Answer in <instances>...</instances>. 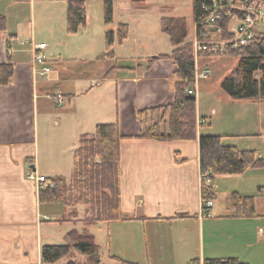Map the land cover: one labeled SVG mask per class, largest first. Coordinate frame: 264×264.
<instances>
[{"label":"crops","instance_id":"0c3cea01","mask_svg":"<svg viewBox=\"0 0 264 264\" xmlns=\"http://www.w3.org/2000/svg\"><path fill=\"white\" fill-rule=\"evenodd\" d=\"M124 8L127 12L145 10ZM0 15L6 17V30L0 34V65H13L10 83L0 85V264H42V247L67 243V233L73 229L94 237L87 230L92 224L83 221L84 209L79 212L77 206L41 203L39 192L44 184L29 175L62 176L69 182L79 137L93 133L98 124L115 122L121 135L126 136L120 143L119 181L120 212L126 219L95 223L108 227L112 248L126 242L138 262L188 264L199 260L202 264L207 258H236L245 264H264V192H258L259 187H264V175L260 176L264 169L215 177L216 199L210 216L201 215L200 135L228 137L227 142L223 138L224 144L253 150L258 156L264 154L254 145L239 143L237 137L242 134L228 133L216 125L224 115L219 103L233 99L215 96L209 111H201L196 103L194 140L161 142L138 138L143 128L138 112L173 102L176 69L167 59L148 65L150 57L123 52L131 35L133 48H140L144 39H150L143 30L135 36L130 21H122L119 24H127L129 33L122 43L115 39L113 57L106 58L105 50L90 60L49 56L50 74L38 79L41 76L33 65L32 39L22 35L21 23L18 29H12L7 13ZM109 30L117 31L106 32ZM192 38L187 36V41ZM211 65L196 64L195 96L200 91L199 78L207 77ZM206 90L211 96L221 95L218 90ZM57 92L64 96L63 105L54 100ZM200 118H206L204 124H200ZM227 177L239 183L222 182ZM233 192L254 197L255 217L233 215L228 205ZM221 200L223 206L219 204ZM76 223L82 227L77 229ZM57 237L64 243H56Z\"/></svg>","mask_w":264,"mask_h":264},{"label":"trees","instance_id":"16d2710c","mask_svg":"<svg viewBox=\"0 0 264 264\" xmlns=\"http://www.w3.org/2000/svg\"><path fill=\"white\" fill-rule=\"evenodd\" d=\"M86 1L67 0L66 30L75 33L86 25ZM140 1V0H133ZM264 4V0H259ZM104 23L113 21L114 0H102ZM214 2L225 4L226 0H192L195 33L199 35L207 29L209 33L217 28L218 38L229 40L233 37L234 25L226 13L237 10L224 9L225 16L207 27L202 25L208 10ZM241 13L238 12V17ZM160 27L168 38L172 50L147 58L150 65L155 60H170L176 67L174 81V100L166 106L145 108L138 112L143 128L138 138L153 139L161 142L174 140H194L196 130V96L187 91L195 84L196 59L192 41H187L185 18L161 17ZM6 30V17L0 15V34ZM128 25L119 24L117 31L105 34V57H113L115 36L122 43L128 35ZM203 38V37H202ZM208 38V37H207ZM203 56L237 57L239 63L222 81L221 89L233 100L264 101V32L257 34L245 45L231 46L223 54L200 53ZM13 77V65L7 62L0 65V85H8ZM206 120V118H200ZM126 138L121 135L118 124L96 125L93 133L82 134L73 155V169L69 182L62 176L46 178L53 186L40 188L41 203L60 202L66 206H83L85 224L110 223L126 219L120 212V143ZM224 136L203 134L199 136V161L202 176L201 197L203 201L216 199L214 179L221 175H240L248 169H263L264 154L258 156L253 150L239 149L223 143ZM209 179L211 186H206ZM43 184V183H42ZM258 192L263 193L264 187ZM228 205L237 217H255V199L233 192ZM65 244L44 245L41 249L42 264H55L72 254L87 257L90 264H100L99 245L92 235L80 233L75 229L67 233ZM118 264H138L136 262L111 256ZM66 264H76L69 260ZM188 264H201L191 260ZM202 264H245L236 258H207Z\"/></svg>","mask_w":264,"mask_h":264},{"label":"rangeland","instance_id":"374dc122","mask_svg":"<svg viewBox=\"0 0 264 264\" xmlns=\"http://www.w3.org/2000/svg\"><path fill=\"white\" fill-rule=\"evenodd\" d=\"M139 5L145 10L127 12V9L124 8L130 6L137 10L142 8ZM4 11L7 13L10 28L14 29L16 27L18 29L17 26L21 23L22 35L32 39L33 43L43 42L47 45L45 54L48 59L49 56H54V58H62V60H90L98 57V55L100 56V51L103 52L105 50L106 30L112 29L116 31L122 21H130V27L135 36H140L139 34L143 30L142 32L150 38L149 40L144 39V45L140 48H133L131 35L129 41L123 46L124 53L139 57H154L160 53L167 54L171 51V45L168 36L161 31L160 18L162 16L185 18L189 39L193 37L195 25L192 0H114L113 21L110 24L104 23L102 0H87L86 25L79 28L75 33H69L65 28L66 3L64 0H0V13ZM234 24L235 22L233 21ZM147 41L151 42V45H147ZM191 41H193V38ZM154 42L156 44H153ZM129 43L130 45L128 46ZM47 51H50L49 55ZM238 63L239 59L237 57L197 56L196 64H212L210 67L211 71L207 77L199 78L198 80L200 91H198L196 96V103L200 104L201 111H209L211 103L216 101V97L229 98L221 89V83L237 67ZM49 74L44 77H38V79L46 78ZM193 87L194 85L191 88ZM208 87L212 91L218 90L221 95L214 93L211 96L207 93L206 88ZM219 107L223 110L224 115L217 121L216 125L221 129L227 130L228 133L242 134L241 137H237L239 143L251 144L254 145L257 151H264V101L232 100L230 103L220 102ZM215 108L218 110L217 107ZM229 140L230 138L224 137V142ZM263 175L261 174L260 176ZM230 178L227 177L222 182L230 185L239 183L238 179L229 180ZM219 204L223 206L224 200H221ZM76 208L79 212L84 209L83 206H77ZM62 210L60 213H62ZM62 224L64 227L68 226L67 223ZM75 227L80 229L82 225L76 223ZM56 230L57 234L60 235V227L58 225L55 227ZM87 230L94 235L96 243L100 246V264H118V261L109 257L110 254H115L129 261H135L138 264H159L156 261L147 262L141 260V262H138L135 260L137 256L133 254L134 252L130 250L126 242L116 244L112 248L109 245V237H107L109 231L105 224H92L87 227ZM55 241H57L56 243H64V240L59 237ZM114 251H120L123 254L118 255ZM69 260L74 261L76 264H90L87 257L76 253L60 260L57 264H66ZM171 264H174V262H171Z\"/></svg>","mask_w":264,"mask_h":264},{"label":"built area","instance_id":"2783aa9c","mask_svg":"<svg viewBox=\"0 0 264 264\" xmlns=\"http://www.w3.org/2000/svg\"><path fill=\"white\" fill-rule=\"evenodd\" d=\"M224 9L237 10L241 13L240 17H238V12L233 14L226 13L229 20L235 22L233 37L229 40L216 39L220 33L218 28L212 33H209L207 29L202 30L199 35L195 33L192 45L196 57L205 51L223 54L227 49L228 44H231L233 47L237 45H245L257 34L264 32V4L259 0H226L225 4L214 2L213 7L207 9L208 14L203 19L202 25L210 27L214 23L220 21L221 18L225 16ZM31 42L32 59L35 71L40 76L44 77L51 71L49 59L45 54L47 45L43 42ZM187 92L193 94L194 89L190 88ZM54 100L58 105H63L65 102L64 96L61 92H57L54 95ZM205 121L206 120L204 119H200V124H204ZM29 178L38 180L40 183H43L44 186L47 184L51 187L53 186V184L49 183L44 176L36 177L34 174H30ZM205 184L206 186H211V182L208 178L205 180ZM211 205L212 201L210 200L202 202V216H210Z\"/></svg>","mask_w":264,"mask_h":264}]
</instances>
